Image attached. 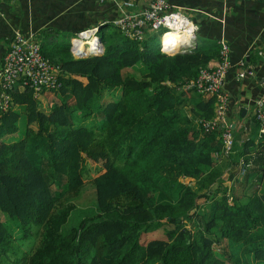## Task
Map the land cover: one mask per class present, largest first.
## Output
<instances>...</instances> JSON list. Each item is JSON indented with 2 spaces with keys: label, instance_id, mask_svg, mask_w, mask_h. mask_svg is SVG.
<instances>
[{
  "label": "trees",
  "instance_id": "trees-1",
  "mask_svg": "<svg viewBox=\"0 0 264 264\" xmlns=\"http://www.w3.org/2000/svg\"><path fill=\"white\" fill-rule=\"evenodd\" d=\"M99 36V54L42 49L60 86L13 92L0 109V264H264V144L250 136L214 153L219 131L194 122L213 115L214 96L186 85L216 42L167 54L114 24ZM137 64L141 74L126 72ZM234 177L253 190L229 192ZM88 182L97 210L65 233ZM166 223L164 237L146 238ZM222 239L238 255L219 256Z\"/></svg>",
  "mask_w": 264,
  "mask_h": 264
},
{
  "label": "crops",
  "instance_id": "crops-1",
  "mask_svg": "<svg viewBox=\"0 0 264 264\" xmlns=\"http://www.w3.org/2000/svg\"><path fill=\"white\" fill-rule=\"evenodd\" d=\"M148 2L135 0L134 9L144 8ZM169 2L195 25L196 46L216 42L215 52L209 46L205 49L214 55L218 40L228 42L230 63L224 79L228 92L226 117L234 129L235 142L255 137V101L264 87V0ZM121 9L120 0H0V59L15 30L31 32L45 53L59 57L52 49L59 51L61 46H68V53L73 55L72 36L92 26L100 33L101 27L114 24ZM80 39H74V43ZM240 60L253 74H239L245 68L239 64Z\"/></svg>",
  "mask_w": 264,
  "mask_h": 264
},
{
  "label": "built area",
  "instance_id": "built-area-1",
  "mask_svg": "<svg viewBox=\"0 0 264 264\" xmlns=\"http://www.w3.org/2000/svg\"><path fill=\"white\" fill-rule=\"evenodd\" d=\"M120 5L122 6L121 13L114 19V25L140 44L148 38L150 30H161L159 32V41H161V37L167 30L178 28L182 33L186 30L185 40L165 46L160 43L159 50L174 54L195 48V25L179 7L172 6L169 0H149L147 6L141 9H134L135 0H120ZM90 36H97V44L93 46L84 44L83 47L97 49L98 54L103 52L98 28L92 26L71 37L70 50L74 57L78 50L84 49H77L74 39L86 40ZM229 52L228 42L225 39L218 40V52L213 63L198 66L197 75L186 82L187 87L201 94L214 96L213 115L209 118L200 116L195 119V122L207 132L219 131L220 148L215 153L224 155L229 154L235 142L234 129L226 117L228 92L224 88L225 74L230 63ZM239 64L245 67L239 72L241 76L245 73L253 74V70L246 67L242 60ZM58 70L59 65L44 55L41 44L31 32L15 30L0 59V109L6 110L9 107L13 92L29 88L33 91V95H38L46 89L59 87ZM254 117L257 126L254 142L260 141L264 144V87L262 94L255 101ZM248 138L250 137L242 140ZM252 149H250L251 154H253Z\"/></svg>",
  "mask_w": 264,
  "mask_h": 264
},
{
  "label": "rangeland",
  "instance_id": "rangeland-1",
  "mask_svg": "<svg viewBox=\"0 0 264 264\" xmlns=\"http://www.w3.org/2000/svg\"><path fill=\"white\" fill-rule=\"evenodd\" d=\"M110 29H113V27L109 26L107 28V30H110ZM160 31L161 30H156V31L150 30L149 31V36L152 35V39L154 40L153 43H154L155 47H159V44L161 43V41H159V32ZM166 36H168V35L166 34ZM95 37H97V36H95ZM198 37H200V36H198ZM166 39H168V37ZM142 68H143V65L137 64V65H135V66H133V67H131L129 69H126V72H131L132 74L139 75V74H141ZM99 115H101V114L96 112V114L93 115V120H97ZM24 120H25L24 114H21L20 120H19V124H20L21 127L24 124ZM194 122H195V119H194ZM216 151H217V149L214 150V153ZM218 164L221 165L222 168H224V170L226 168H228L227 162H225V160H223V159ZM94 167L92 165H90L89 173H87V174L84 173L85 179H87L88 175H92L95 172ZM98 169H99V167L97 166V170ZM226 176H227V174H225V172H224L222 174V177L226 178ZM239 178H241V177H239ZM235 179H237V177H234V179L231 180V187H230L231 189L229 190V192L232 191V188H235V191L238 194H247L251 190H253V185H249L248 182H245V179H243V180H241L242 178L238 179V180H235ZM188 184L191 185L194 189H196V187H197V185L195 184L194 181H190V182H188ZM53 185H54V183H52L51 186H53ZM61 187H63V185L60 186V188ZM212 189L215 190V187H212ZM199 202H201V201H199ZM74 204H75L74 208L70 211L68 219H67V221L64 223V225L62 227V229L64 230L65 233H67L71 229V227L78 225V223L80 222V220L82 218H84L85 216H90V215L94 214L96 212V210H97L96 202H95V191H94V189H91L89 182L86 183L84 185V187L81 188L79 194H77L75 196ZM170 227H171V225L166 223L163 226V228L159 229V231L156 230V232L154 234L148 233L146 235V238H150V237H153V236H155V237H158V236L159 237H164V230L166 228H170ZM214 248L216 250H218V252L220 254L219 256H223L224 257V256H226V254H229V255L231 254V257H232V256H235V255H238L239 249L241 248V244L237 243V242H232L230 240L222 239L220 241H216V243L214 244ZM245 259L249 260L253 264L256 263L255 259L253 257H251L250 255H246ZM229 264H231V263L229 262Z\"/></svg>",
  "mask_w": 264,
  "mask_h": 264
},
{
  "label": "bare ground",
  "instance_id": "bare-ground-1",
  "mask_svg": "<svg viewBox=\"0 0 264 264\" xmlns=\"http://www.w3.org/2000/svg\"><path fill=\"white\" fill-rule=\"evenodd\" d=\"M185 33H186V30H184L182 33L181 30H179L178 28L167 30V32H165V34L161 38V44L165 46L169 44H176L177 42H180V41L182 42L185 40V35H184ZM166 34L168 36H166ZM167 37L168 39H166ZM84 44H89L90 46L97 44V37L90 36L86 40L81 38L80 40H77L74 43L77 49L84 48L83 47ZM90 49H92V47L84 48V50H82L83 51L82 53L87 54Z\"/></svg>",
  "mask_w": 264,
  "mask_h": 264
},
{
  "label": "water",
  "instance_id": "water-1",
  "mask_svg": "<svg viewBox=\"0 0 264 264\" xmlns=\"http://www.w3.org/2000/svg\"><path fill=\"white\" fill-rule=\"evenodd\" d=\"M99 40H100V42H101V45H102V47H103V50H104V43L102 42V40L99 38ZM83 49H80V50H78V52L75 54V57H77V58H79V57H85V56H87V55H89V54H92V53H96V54H98V50L97 49H94V48H92L91 50H89L88 51V53L87 54H83L82 51Z\"/></svg>",
  "mask_w": 264,
  "mask_h": 264
},
{
  "label": "clouds",
  "instance_id": "clouds-1",
  "mask_svg": "<svg viewBox=\"0 0 264 264\" xmlns=\"http://www.w3.org/2000/svg\"><path fill=\"white\" fill-rule=\"evenodd\" d=\"M159 49V48H158Z\"/></svg>",
  "mask_w": 264,
  "mask_h": 264
}]
</instances>
